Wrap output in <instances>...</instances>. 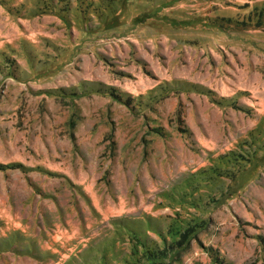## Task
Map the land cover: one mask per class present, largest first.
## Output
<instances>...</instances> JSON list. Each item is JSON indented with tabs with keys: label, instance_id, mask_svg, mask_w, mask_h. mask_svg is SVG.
Listing matches in <instances>:
<instances>
[{
	"label": "rangeland",
	"instance_id": "rangeland-1",
	"mask_svg": "<svg viewBox=\"0 0 264 264\" xmlns=\"http://www.w3.org/2000/svg\"><path fill=\"white\" fill-rule=\"evenodd\" d=\"M167 247L264 264V0H0V264Z\"/></svg>",
	"mask_w": 264,
	"mask_h": 264
},
{
	"label": "trees",
	"instance_id": "trees-1",
	"mask_svg": "<svg viewBox=\"0 0 264 264\" xmlns=\"http://www.w3.org/2000/svg\"><path fill=\"white\" fill-rule=\"evenodd\" d=\"M189 237H188V235L185 232L184 233H182V232L179 233L178 234V238H176L177 247H180L181 245L184 246L186 243H188L190 241V239H191ZM166 246H168V245H166ZM175 246H176V244H175ZM177 247H175V248H177ZM144 249H145V251H143V253H145V256L147 258V262L146 263L145 262L144 263H136V264H161L160 262H158L159 257H162V258L167 257L166 256L167 252L172 250L170 247H167L166 250H163V248H162L160 250V254H159V251L156 252L154 250H151V252H149L146 248H144ZM147 253L149 254L148 256H147Z\"/></svg>",
	"mask_w": 264,
	"mask_h": 264
}]
</instances>
